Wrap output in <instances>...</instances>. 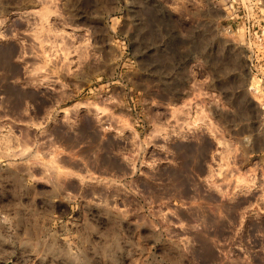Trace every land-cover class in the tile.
Returning <instances> with one entry per match:
<instances>
[{"label": "rangeland", "instance_id": "374dc122", "mask_svg": "<svg viewBox=\"0 0 264 264\" xmlns=\"http://www.w3.org/2000/svg\"><path fill=\"white\" fill-rule=\"evenodd\" d=\"M0 264H264V0H0Z\"/></svg>", "mask_w": 264, "mask_h": 264}, {"label": "bare ground", "instance_id": "6f19581e", "mask_svg": "<svg viewBox=\"0 0 264 264\" xmlns=\"http://www.w3.org/2000/svg\"><path fill=\"white\" fill-rule=\"evenodd\" d=\"M9 52V51H8Z\"/></svg>", "mask_w": 264, "mask_h": 264}]
</instances>
